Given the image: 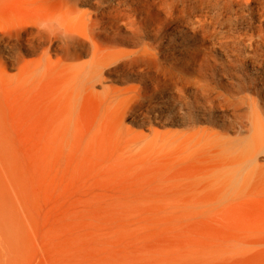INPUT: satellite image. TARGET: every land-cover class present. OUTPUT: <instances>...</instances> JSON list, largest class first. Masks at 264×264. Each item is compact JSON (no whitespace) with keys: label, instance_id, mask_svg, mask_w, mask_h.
I'll return each instance as SVG.
<instances>
[{"label":"rangeland","instance_id":"1","mask_svg":"<svg viewBox=\"0 0 264 264\" xmlns=\"http://www.w3.org/2000/svg\"><path fill=\"white\" fill-rule=\"evenodd\" d=\"M84 1L0 0V264H264V0Z\"/></svg>","mask_w":264,"mask_h":264},{"label":"bare ground","instance_id":"2","mask_svg":"<svg viewBox=\"0 0 264 264\" xmlns=\"http://www.w3.org/2000/svg\"><path fill=\"white\" fill-rule=\"evenodd\" d=\"M85 3L91 5L90 0L84 1ZM154 5L162 8L165 12H169L172 15H182L179 17V20H181L184 23H190L191 17L190 13H187V6H186V1L185 0H155L153 1ZM150 12L148 11L147 14ZM197 23H201L198 22ZM201 28L204 33L212 36L215 34L217 27L215 26H209L207 27L205 24ZM213 30L212 32L210 30ZM254 41V42H253ZM252 43L250 44L251 50L258 51L260 44L256 43L255 40H253ZM255 46L254 48L252 46ZM50 55V54H49ZM42 59V58H41ZM256 60L262 64L264 63V60L260 58L259 56H256ZM229 65L222 67V72L225 77L231 84L235 85V82L231 80L234 76H237L239 73L238 71L242 69V65L236 66V73L231 74L230 73V67H233V65H236L235 60H229ZM255 65V64H254ZM240 67V68H239ZM253 67V66H252ZM211 69H213L211 67ZM254 69V67H253ZM64 76V75H63ZM58 78V77H57ZM59 79V78H58ZM168 81V80H166ZM98 84V83H97ZM244 83L241 85H237L238 87L243 88ZM166 87L172 89V88H177V84L175 82H172V84L167 85ZM164 95V94H163ZM168 96V95H167ZM202 99H204L208 103V108L207 112L212 115L214 112L218 110H228L232 109L237 116H235L234 121L239 123L237 119L241 122L240 125H243L242 123L246 122L249 125V132H250V137L247 143V149L248 153H246L243 162L246 163L248 162L251 164L250 166V171H247L246 178L252 175V173L255 172L257 168L260 167L258 165V160H259V155H264V115H263V110L260 108L259 103L252 98L248 97H243L242 100L235 101L234 99L228 98L226 96H222V94H217L215 93L213 87L207 85L202 87V93H201ZM166 99V97H165ZM215 101H217V104H214ZM243 105H246V111H241L239 108ZM206 118V117H204ZM207 119V118H206Z\"/></svg>","mask_w":264,"mask_h":264}]
</instances>
